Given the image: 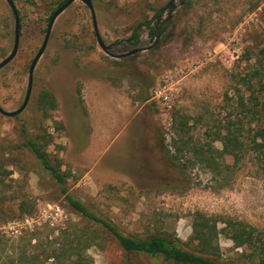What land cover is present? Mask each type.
<instances>
[{"label":"rangeland","instance_id":"obj_1","mask_svg":"<svg viewBox=\"0 0 264 264\" xmlns=\"http://www.w3.org/2000/svg\"><path fill=\"white\" fill-rule=\"evenodd\" d=\"M168 1L92 0L98 32L110 54L98 45L91 12L83 2L75 0L56 17L34 69L27 106L13 117L0 113V160L10 171L5 180L34 204L30 215L18 213L17 199L0 204V237H33L31 245L38 239L47 244L79 220L33 156L24 147L15 148L22 143V125L30 133L44 128L54 135L47 149L69 175L68 192L126 232L161 227L186 241L196 210L264 229V172L241 165L229 185L228 176L213 179L198 167L184 174L169 162L165 146L172 136V112L186 116L190 132L202 140L228 113L234 76L249 67L247 50L264 45V0H197L191 9L174 0L157 46H152L145 26L139 28L137 44L125 40L135 25L152 17L149 5L162 8L164 22ZM15 4L25 17L18 51L0 69V106L8 111L23 102L29 66L45 37L48 16L40 0L32 7L27 0ZM0 16L8 20V27L0 26L1 61L14 39V17L5 0H0ZM134 47L144 49L113 56ZM43 88L57 99L49 118L37 108ZM57 123L62 126L56 128ZM218 243L224 258L242 255L243 249L226 235L220 234ZM87 253L93 264L124 261L123 251L109 238L98 239Z\"/></svg>","mask_w":264,"mask_h":264},{"label":"trees","instance_id":"obj_2","mask_svg":"<svg viewBox=\"0 0 264 264\" xmlns=\"http://www.w3.org/2000/svg\"><path fill=\"white\" fill-rule=\"evenodd\" d=\"M36 0H27L30 7ZM48 11L46 27L54 11L67 0H40ZM187 8H193L197 0H180ZM15 4V0H13ZM19 18V35L24 26L23 11L16 4ZM109 8H115L108 3ZM175 6V4H174ZM150 19H144L133 27L125 39L137 44L140 39L139 28L145 26L148 36L157 46L163 35L161 21L162 8H154ZM11 13L14 17L13 11ZM0 26L8 27V20L0 16ZM193 30L194 33L200 29ZM196 31V32H195ZM1 33V32H0ZM1 37V36H0ZM245 60L249 67L243 75L234 76L231 94L228 95V113L207 131V139H198L190 132L186 116L177 111L171 114V140L166 146L169 162L181 173L189 168L198 167L210 172L213 179L226 178L228 185L241 165L250 164L264 172V45L250 47ZM120 76L127 77L124 72ZM78 108L83 100L78 91ZM37 108L44 118L57 109V99L49 88H43L37 98ZM86 112L84 111V114ZM86 115V114H85ZM84 115V116H85ZM62 126L57 123L56 128ZM20 136L22 143L15 148L24 147L37 164L53 180L69 207L79 220L61 229L57 237L43 244L31 245V238L0 237V264H93L87 253L89 247L100 238L114 240L123 251V264H264V229L251 223L232 217H218L200 210L192 213L191 235L183 240L174 231L161 227H147L141 232H126L110 219L90 209L82 200L67 190V177L61 169L57 156L48 151L53 134L47 129L30 133L22 125ZM165 136L162 135L164 141ZM218 144V145H216ZM10 171L3 169L0 160V204L17 199V211L21 215H30L34 204L20 197L5 180ZM222 226H219V224ZM220 234L232 240L235 247L242 248L238 259H226L221 254L218 243ZM38 247L37 251L31 247Z\"/></svg>","mask_w":264,"mask_h":264},{"label":"water","instance_id":"obj_3","mask_svg":"<svg viewBox=\"0 0 264 264\" xmlns=\"http://www.w3.org/2000/svg\"><path fill=\"white\" fill-rule=\"evenodd\" d=\"M8 4V6L10 7V9L13 11L14 14V39H13V45L11 48V51L9 52L8 55H6L1 61H0V69L3 68L6 64H8L16 55L17 51H18V47H19V18H18V14L16 11V6L13 2V0H5ZM75 0H67L66 2H64L60 7H58L54 13L52 14V16L50 17L49 23L47 25V29H46V33H45V37L43 39V42L40 46V48L38 49V51L36 52V54L34 55L30 66H29V71H28V81H27V88H26V92H25V96L23 99V102L21 103V105L15 109V110H5L4 108H2L0 106V113L6 116H16L19 113H21L25 107L27 106L28 100L30 98L31 95V91H32V87H33V74H34V69L36 67V64L38 63L40 57L42 56V54L44 53V50L46 48L48 39H49V35H50V31L52 28V25L54 23V20L56 19V17L65 10L66 7H68L72 2H74ZM81 2H83L90 10L91 15H92V21H93V30L95 33V37L97 40L98 45L102 48V50H104L106 53L110 54V52L108 51V46L105 44V42L103 41L101 35L98 32V28H97V24L95 21V12H94V6L92 3V0H80ZM165 8H168V12H167V19L163 22L164 26L162 28V32L166 29V27L168 26L169 20H170V15L171 12L174 8V0H169L167 5L165 6ZM143 47H134L132 49H130L129 51L122 53V54H118V55H113L115 57H122V56H127V55H131L134 54L140 50H143Z\"/></svg>","mask_w":264,"mask_h":264}]
</instances>
